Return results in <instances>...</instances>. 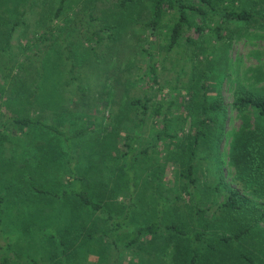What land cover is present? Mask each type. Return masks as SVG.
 <instances>
[{
	"label": "rangeland",
	"instance_id": "1",
	"mask_svg": "<svg viewBox=\"0 0 264 264\" xmlns=\"http://www.w3.org/2000/svg\"><path fill=\"white\" fill-rule=\"evenodd\" d=\"M59 1L0 0V19L18 18L26 11L28 25L22 27L26 37L22 44L28 46V53L34 61L41 62L42 56L38 55L44 51V47L49 48L51 42L55 41L52 43L55 44L54 47L47 49L46 56L42 59L51 75L48 85L51 86L53 95L48 96V99L53 105L43 107L34 104L28 107L22 102L11 104L16 96L15 88L11 87L4 96L6 102L10 97V105L3 107V111L33 118L46 114L47 122L60 128L68 127L71 134L88 128L92 134L97 135L101 146L91 148L93 144H99L97 139L90 138L91 133L74 140L75 156L81 157L79 166L91 172L90 178L94 177L95 183L96 180L100 182L104 179L110 183L109 187H114L115 178L124 176L120 172V166L125 160L122 162L115 158L118 154L117 148L119 154L120 150H124V139L132 135L135 138L136 151H141L152 144L153 136L161 127L160 122L149 117L147 124L140 129L137 126L135 110L129 105L130 100L147 95L151 97L150 103L161 101L164 104L163 110L168 111L175 124L176 142L171 145L166 141L155 143L158 144L155 149L151 147L147 154L140 157L135 166L133 182H129L122 193H116L111 199L102 194H98V197L108 202L112 214L119 218L130 208L128 224L117 236L120 240L135 238L140 225L149 224L157 218L163 220L164 225L174 222L188 231L200 230L215 210V203L220 198L219 192L236 187L237 170L230 155L232 145L239 140L236 135L242 133L246 120L243 114L233 109V94L237 89L264 93V21L249 27L243 23H233L227 27L221 41L211 37L208 30L203 35L193 30L187 34L192 35L195 43L169 50L166 29L161 28L152 33L149 28L144 27L150 10L147 6L143 11V5L148 4V0H138L124 9L117 4L118 0H67L60 19L52 22ZM90 10H93L96 18L94 26H88ZM42 17L45 25L41 22ZM171 17L173 16L168 14L165 23H172ZM73 24L77 25V29H71ZM107 24L115 27V34L112 39L109 33L103 32L104 39L96 46V53L102 57L98 65L93 58V52L86 49L87 46L81 38L92 37L95 29ZM50 27L53 28L54 36L45 42V35H51ZM76 31L82 33L81 38L63 35L64 32L74 35ZM57 35L58 41L55 39ZM67 43L71 44L70 50L77 61L80 79L83 78L82 85L88 90L85 100L76 90L77 84L70 81V62L65 61L69 54L65 50ZM13 52L15 53L14 50ZM148 52H151L153 60L156 61L158 83L151 80L150 75H146L149 73ZM28 67L33 69V66ZM204 74L207 75L209 98L216 94L222 95L227 106V117L218 149L192 152V124L197 117V107L202 101L201 78ZM53 87L60 94H56ZM171 103L173 107L168 109ZM54 111L60 114L56 116ZM249 118L251 122L254 121L253 115L249 114ZM59 119L64 123L57 124ZM125 119L127 126L117 127L118 120ZM34 130L33 134L36 133ZM52 138L50 135L49 139ZM12 147L11 142L0 147V192L4 183L13 186L12 189L10 186L9 195L6 196L4 239L0 238V244L12 242L18 250L27 252L34 258L43 256L44 260L56 261L55 254H44L41 230L47 228L48 232L53 229L62 232L76 216L69 206L38 204L34 199L25 198L28 196L20 193L21 189L25 190L21 182L24 173L18 172L16 161H4V157L11 158ZM97 151L98 154L93 160L96 166L90 167L86 157H91ZM103 152L107 156H103ZM33 153L34 158L37 154V159L41 160L40 154L36 151ZM36 165L33 162V166L30 164L28 167V164L23 172L32 173L38 179V172L41 171L35 168ZM64 165L62 160L58 164L53 162L49 166L45 165L42 168L43 175H47L49 180L40 177L38 183L52 188L56 187L57 181L66 185L64 171L61 169ZM190 165L194 170L195 184L185 177ZM100 184L98 183L103 187ZM15 193L19 195L16 196ZM84 215L90 219V215ZM97 219L98 222L91 231L99 229L109 232L107 223L100 217ZM211 227L210 233L223 235L228 232L226 225ZM101 239V244L94 245L92 250L82 246L79 255L72 258L74 264H107L108 257H123L122 264H180L179 261L183 260L179 259L181 254L185 258L191 248L189 238L175 235L160 234L154 240L146 238L129 248L124 245L111 246L103 237ZM206 241H209V237H206L205 242L197 243L201 264H264V223H259L243 243L233 246L218 243L212 254H209L211 248ZM187 263L188 261H182V264Z\"/></svg>",
	"mask_w": 264,
	"mask_h": 264
},
{
	"label": "trees",
	"instance_id": "2",
	"mask_svg": "<svg viewBox=\"0 0 264 264\" xmlns=\"http://www.w3.org/2000/svg\"><path fill=\"white\" fill-rule=\"evenodd\" d=\"M66 2L67 0L59 1L54 17L51 19L52 22L60 19L66 7ZM137 2L138 0H118L117 4L124 9ZM147 6L150 15L144 27L149 28L152 33H156L161 28L166 29L169 50L174 49L176 46H190V44L195 43L196 41H193L192 35L187 34L193 30L200 35L208 30L211 37L221 41L225 35V30L233 23H243L244 26L249 27L264 21V0H148V4L143 5V11ZM88 14L90 16L88 26H94L93 23L96 18L93 15V10H90ZM168 14L173 16L170 24L164 21ZM26 20V11L18 18L5 17L0 19V147H4L6 143L10 142L13 144L11 158L4 157V161L6 163L16 161L19 167L18 172L24 173L21 182H23L22 187L25 190L21 189L20 193L28 196L25 198L34 199V202L44 203L47 206H55V204H61L63 207L69 206L76 218H73L75 220H72L70 226L65 227L62 232L55 229L48 232L47 228L41 230L44 254L49 252L52 256L55 254L56 261L44 260L43 256L34 258L27 252L18 250L14 243L5 242L0 244L2 264H74L72 258L79 255L82 246H87L92 250L94 245L101 244V237L111 246L124 245L125 248H129L146 238L154 240L160 234L189 238L190 253H186L185 258L181 254L179 259L182 258L184 261H188L187 264H201L197 243L205 242L206 237H209V241H206V243L211 248L209 254H212L217 249L218 243L225 246L243 243L259 223H264V93L259 94L237 89L233 94L232 106L235 111L244 115L246 121L242 133L236 135V139L239 140L232 145V154L230 155L231 162L237 170L235 176L236 187L228 188L223 193L218 189L220 198L215 203V210L211 213L209 220L202 224L200 230L191 229L188 231L174 222L164 225L163 220L157 218L149 224L140 225L135 238L120 240L117 236L128 224L130 208L123 217L119 218L112 214L108 208L110 204L98 197V194L111 199L116 193H122L128 187V183L133 182L135 166L141 156L147 154L151 147L155 149L158 145L155 143L166 141L171 145L176 142L175 124L168 115V111L163 110L164 104L161 101L150 103L151 97L147 95L131 99L129 105L135 110V116L138 119L137 126L140 129L147 124L149 117L155 122H160L161 127L153 136L152 144L141 151H136L135 138L132 135H128L124 139V150H120L119 154L117 148L119 155H115L117 160L122 162L123 159L125 160L123 165L120 166V172L124 173V176L115 178L114 187H109L110 183H107L104 179L100 182L96 180L95 183L94 177L90 178L91 172L79 166L81 157L75 156L73 141L78 137H84L91 133L90 138H95L99 142L97 135L92 134L86 127L71 134L68 127L60 128L54 123L47 122L48 117L46 114H42V117L37 118L28 115L30 118L15 112L3 111V107L10 105V97L6 102L4 96L5 93L10 91L11 87L16 90L15 101L11 100V104L22 102L28 107L34 104L43 107L53 105V102L48 99V96L53 95L51 86L48 85L51 75L48 73L49 69L42 59L46 56L47 49L54 47L55 44L52 45V43H55V41L51 42L49 48L44 47V51L39 55L37 54L40 57L42 56L41 62L40 60L34 61L28 53V46L22 44L23 38H26L23 35L24 28L22 29L23 26L28 25ZM41 22L45 25L44 17H42ZM71 29H77V25L73 24ZM114 29L113 25L109 26L107 24L95 29L92 37L81 38L82 33L80 34L79 31L74 32V35H68L67 32H64L63 35L64 37L67 35V37L76 39L80 37L83 44H86V49L89 48L93 52V58L99 65L102 57H99L96 53V46L102 43L104 39L103 32L109 33V37L113 39ZM52 32L53 28L50 27L49 33L51 35L48 37L45 35V42L54 36ZM55 39L58 41L59 35ZM15 44L18 46H15ZM70 45L67 43L65 46V50L69 51L65 61L70 62V81L77 84L76 90L85 100L88 90L82 85L83 78L80 79L77 61L74 59L73 51L70 50ZM62 55L61 52L60 56ZM148 58L149 73H146V75H150V79L158 83V69L151 52H148ZM19 59L22 62L18 63ZM36 64L39 66H36ZM28 66H33V69ZM206 81L207 75L204 74L201 78L202 101L197 107V117L192 124L194 130V136L191 138L194 145L192 152L218 149L227 117V106L222 95L216 94L210 99ZM54 92L60 94L57 89H54ZM172 107L173 103L168 109ZM54 114L57 116L60 113L54 111ZM249 114L254 116L253 122H251ZM126 122L127 119L118 120L117 127L127 126ZM62 123L64 121L59 119L57 124ZM33 129H35V134H33ZM50 135L53 136L52 139H49ZM98 146H101L100 142L99 144H93L91 148L95 149ZM33 151L41 155V160L37 159L39 157L37 154L34 158L33 154L35 153ZM97 154L98 151L92 153L91 157H86L90 167L96 166L93 160ZM20 155L22 157L18 158ZM102 155L107 156L104 152ZM59 160L65 162L61 169L64 171V180L67 184L62 185L61 181H57L56 187L52 188L38 183L40 177H44L46 181L49 180V177H46L47 175H43L44 170L42 168L45 165L53 164V162L58 164ZM33 162L37 164L35 168L41 171L38 172V179L34 178L32 173L23 172V169H27L28 164V167H30V164L33 166ZM116 166L119 165L116 164ZM193 174L194 170L190 165L185 177L190 183L195 184L196 178ZM98 183H101L100 185L103 187H100ZM9 184L4 183L0 192V238L4 237V220L7 212L6 196L9 195L11 186ZM59 185L62 186L58 187ZM95 188L96 190H94ZM196 194L199 197V193L196 192ZM15 195L19 194L15 193ZM197 212L200 213V210ZM199 213L196 214L199 215ZM84 214L92 217L89 216L90 219H87L88 216ZM196 214L195 216H198ZM79 216L81 218H78ZM97 216L107 223L109 232L99 229L91 231L98 222ZM78 221L80 224H76ZM218 224L226 225L228 232L223 235H217L215 232L210 233L211 225L214 227ZM123 259V257L117 259H109L108 257L106 263L122 264ZM249 259L253 261L251 257ZM182 261H179V263L182 264Z\"/></svg>",
	"mask_w": 264,
	"mask_h": 264
}]
</instances>
